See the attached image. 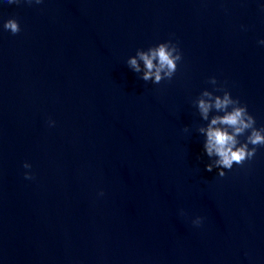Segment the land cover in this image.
<instances>
[{"label":"water","instance_id":"1","mask_svg":"<svg viewBox=\"0 0 264 264\" xmlns=\"http://www.w3.org/2000/svg\"><path fill=\"white\" fill-rule=\"evenodd\" d=\"M169 39L172 80H141ZM260 40L264 0H0V264H264V147L206 171L195 104L224 88L264 126Z\"/></svg>","mask_w":264,"mask_h":264},{"label":"clouds","instance_id":"2","mask_svg":"<svg viewBox=\"0 0 264 264\" xmlns=\"http://www.w3.org/2000/svg\"><path fill=\"white\" fill-rule=\"evenodd\" d=\"M21 2L22 0H6L8 4ZM23 2L40 4L42 0ZM3 30L12 35L18 34L21 31L19 21L14 17L7 19L3 22ZM259 43L264 44V40ZM182 59L178 43L169 39L147 50L137 49L136 54L127 60V65L134 72L142 73L141 80L159 84L163 80H172ZM208 82L214 86L218 83L215 76L210 77ZM215 91H222L223 95H216L214 91L205 89L195 104L202 120L207 121L206 126L198 128V132L205 136L203 147L210 159L205 166L206 171L218 169V175L224 177L225 170H231L234 164L242 166L245 161L255 157L258 148L264 147V126L256 127V119L249 113L247 105L242 104L238 98H233L229 91L224 88H216ZM49 123L50 126L55 124L54 121ZM240 137H245L243 142ZM23 167L30 169L31 165L26 162ZM24 175L25 179L34 178L29 172ZM99 195L102 196L103 192ZM202 221L203 217H196L192 223L199 226Z\"/></svg>","mask_w":264,"mask_h":264}]
</instances>
